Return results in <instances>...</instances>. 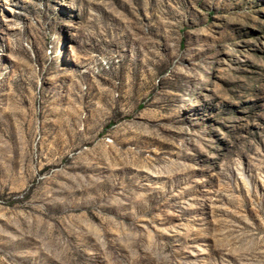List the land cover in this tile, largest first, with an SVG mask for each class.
<instances>
[{
  "label": "rangeland",
  "instance_id": "1",
  "mask_svg": "<svg viewBox=\"0 0 264 264\" xmlns=\"http://www.w3.org/2000/svg\"><path fill=\"white\" fill-rule=\"evenodd\" d=\"M0 264H264V0H0Z\"/></svg>",
  "mask_w": 264,
  "mask_h": 264
}]
</instances>
